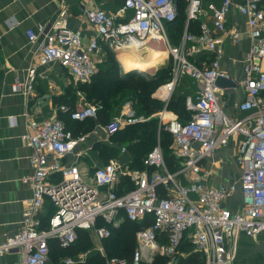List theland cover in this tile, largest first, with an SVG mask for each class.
<instances>
[{
    "label": "built area",
    "instance_id": "obj_1",
    "mask_svg": "<svg viewBox=\"0 0 264 264\" xmlns=\"http://www.w3.org/2000/svg\"><path fill=\"white\" fill-rule=\"evenodd\" d=\"M82 1L83 17L93 26L94 36L85 43L81 29L73 30L67 25L68 12L62 9L52 23L27 31L31 42L38 35L44 36L40 64L58 63L75 80L87 83L97 71L103 44L116 50L149 39L162 41L172 64L171 78L155 95L167 104L184 76L198 85L195 98H186L190 120L185 123L170 120L166 127L173 138L172 154L176 162L180 161V172L188 178V183H179L177 174L169 171L160 146L144 161L145 166L154 168L151 173L112 160L85 175L76 164H65L63 159L84 143L88 135L75 137L58 115L37 121L26 114L29 132L25 139L32 148L29 161L33 174L25 181L31 185L33 197L23 212L21 227L0 242V257L21 250L22 264H48L52 241L68 249L77 242L80 230H88L102 264H145L158 257L172 262L181 254L179 249L185 240H189L205 264H233L241 236L256 238L264 233V70L261 64L264 61V0H245L237 7L246 18V34L250 40V50L243 61V78L235 81L244 94L238 110L248 113L242 119H231L224 113L218 103L219 88L215 85L218 77L230 78L220 68L219 37L228 34L235 44L243 37L237 27L226 29L233 6L231 0H223L219 6L208 4L213 29L201 20L207 14L203 0H186V30L178 45H173L167 34L169 24L178 16L176 0H123L120 16L98 6L90 7L93 0ZM191 21H201L199 36L188 32ZM203 52L216 54L208 66L196 61ZM35 77L33 66L29 69L28 81L15 84L12 90L30 93ZM133 106L132 101L128 102L120 116L102 126L109 138L127 125L144 121L137 117ZM59 110L69 112L64 105ZM70 115L78 121L96 120L98 107L84 103ZM164 119L162 114L161 122ZM236 136L242 137L236 160L242 170L239 181L222 189L205 185L200 175V161L227 146ZM122 177L128 178L133 188L117 194L116 187ZM159 187L164 193L159 192ZM238 190L242 203L232 211L225 203ZM47 201L52 214L44 221L40 210ZM148 216L152 217V224L136 232V247L131 257L110 256L105 241L111 237L112 228L125 220L142 222ZM87 258L88 255L79 254L75 264H85ZM65 263L73 264V261L68 259Z\"/></svg>",
    "mask_w": 264,
    "mask_h": 264
},
{
    "label": "crops",
    "instance_id": "obj_2",
    "mask_svg": "<svg viewBox=\"0 0 264 264\" xmlns=\"http://www.w3.org/2000/svg\"><path fill=\"white\" fill-rule=\"evenodd\" d=\"M222 1L203 0V10L207 14L201 20L211 29H213V21L207 11V6L209 3L219 6ZM231 1L233 6L227 17L226 29L237 27L243 33V37L238 44H235L228 34L221 35L218 47L222 54L219 61L221 70L225 71L234 81L239 82L243 78V61L250 50V40L246 34V18L237 8L243 5L245 0ZM89 6H98L109 13L120 16L123 0H93ZM62 9L68 12L67 25L73 30L81 29L84 42L87 43L95 33L93 26L83 17L84 3L82 0H0V242L5 239L6 235H14L21 227L23 212L33 197L32 187L25 181L33 174L29 161L32 148L29 141L25 139V135L29 132L26 114L37 121H43L54 115L59 116L61 106L69 108L63 102L64 98L73 94L77 88L75 84L77 86L78 81L58 63L40 64L39 51L45 41L44 36L38 35L34 42H31L27 36L29 29L52 23ZM101 48V57H104L105 45L103 44ZM205 53L207 52L201 53V57ZM209 54L216 57L215 53ZM101 63L103 62L100 61L99 64ZM261 64L264 70V61ZM33 66L36 67V77L32 91L28 94L15 93L12 87L17 83L28 81V72ZM188 80L191 82L188 83ZM177 88L181 89L180 92L185 93L187 97L195 98L198 92L197 83L188 76L179 79L174 93ZM76 95L75 108L84 103L90 104L82 92L78 91ZM217 95L221 109L229 118L242 119L248 115L238 110V104L244 98L240 87L218 89ZM153 96L159 99L155 94ZM133 105L137 111L134 102ZM162 114L165 115V119L161 122ZM136 115L139 117L138 113ZM151 117H158L159 128L163 125L167 127L170 120L176 119L182 122L176 113L167 110H162ZM143 119L142 122H145L149 118ZM111 120L108 119L105 124L98 123L91 133L85 134L88 135L86 141L78 145L72 154L66 156L63 163L76 164L81 173L85 175L92 174L95 168L104 166L112 160L123 165H130V161L121 162L118 158L107 162L106 147L109 145L118 146L121 149L120 155L126 153L125 147V152H122L123 146L112 143L111 137L109 138L102 127ZM240 139H242L241 136L231 138L227 146L216 149L209 158L200 161V175L205 185L222 189L239 181L242 170L236 160ZM179 162L175 163L173 173L177 174L179 183L187 184L188 178L180 172ZM101 191L104 192L105 188ZM241 203L242 196L238 190L226 201L225 206L236 211ZM51 212V205L47 201L40 210L44 221L48 220ZM253 243L257 246L264 245V233L256 238L242 235L237 258L250 254V249L256 251V247H251ZM22 258V251L15 250L0 257V264H22Z\"/></svg>",
    "mask_w": 264,
    "mask_h": 264
},
{
    "label": "trees",
    "instance_id": "obj_3",
    "mask_svg": "<svg viewBox=\"0 0 264 264\" xmlns=\"http://www.w3.org/2000/svg\"><path fill=\"white\" fill-rule=\"evenodd\" d=\"M176 1L178 4V16L167 28L169 40L173 45L180 43L186 30V10L188 6L186 0ZM262 7L264 9V2ZM187 30L189 33L199 36L201 34V21H191ZM104 50L109 56L113 54L112 49L106 45ZM215 58V56L205 53L202 57L198 55L196 61L199 65L205 64L208 66ZM171 70L172 64L170 62L169 66L162 68L157 74L124 72L121 65L114 58L109 57V61L104 62L103 67L99 69V73L93 81L88 83L78 82V87L73 94L64 98L63 102L69 106V112H60L59 118L75 137L82 136L91 133L98 123L105 124L115 106L126 99H130L134 104H138L139 111L143 114L142 116L149 119L145 122L127 125L111 137L112 143L126 148V153L120 155L121 149L118 146L109 145L106 147V152L108 153L106 157L108 158L107 162L110 159L118 158L121 162L130 161V166L133 169L146 170L151 173L154 171V168L145 166L144 161L149 153L159 144L169 171L174 172L173 167L176 160L171 149L173 142L172 135L168 131H165L163 126L159 128L158 117H151L164 110L166 106L162 100L155 98L153 94H155L160 86L170 80ZM123 90L125 91L123 92ZM78 91L85 95L88 102L98 106V119L88 118L78 121L71 118L70 114L75 109ZM118 91H121L122 94H117ZM119 95L121 98L117 101L115 97ZM113 97L114 99H112ZM186 98L187 95L185 93L175 92L167 104V111L176 113L183 123L189 121L191 118V113L186 108ZM119 183L116 187L117 194H123L133 188L132 183L126 177H122ZM158 189L161 194L164 193L162 187ZM151 224L152 217L148 216L142 222L125 220L119 227L112 228L111 237L105 241L109 255L130 258L136 247V232L144 227H149ZM91 243V233L88 230H80L77 242L68 249L60 248L56 241H52L50 246V261L53 259L52 261L54 262L60 260L62 257L74 255L78 250L90 247ZM71 251L73 252L71 253ZM179 252L181 254L172 262L167 258L158 257L152 263L145 264H205L204 259L198 252L194 251L189 240H185L182 243ZM86 264H102V259L95 253L89 257Z\"/></svg>",
    "mask_w": 264,
    "mask_h": 264
},
{
    "label": "rangeland",
    "instance_id": "obj_4",
    "mask_svg": "<svg viewBox=\"0 0 264 264\" xmlns=\"http://www.w3.org/2000/svg\"><path fill=\"white\" fill-rule=\"evenodd\" d=\"M167 34H168V32H167ZM159 43L160 42L155 40V39H149V40H146V41H141L140 43H134V44L125 45V46L121 47L120 49L112 50L113 54L111 56H109L108 54L105 53V56L100 58V61H102L103 64L101 63V65L100 64L98 65L97 71H96L95 75L92 77V79L90 81L94 80V78L99 73V69L103 67L104 62L106 63L107 61H109V57L112 58V59L114 58L118 62L119 65H121V56L120 55L123 54V53L124 54L125 53L128 54L130 56V58L140 59V60L145 61V60L150 59V57H151L150 52H149L150 49L153 48V46H159L158 45ZM164 49L166 50L165 47H164ZM165 50H164V54L165 55L161 59L159 64L156 65L152 69L151 72L148 71V72H142V73H149V74L154 73V74H157V73H159L162 70V68L169 66V63L171 62V60H170V57L167 56V53L165 52ZM147 56H148V58H145ZM121 67H122V65H121ZM122 70H124V69L122 68ZM127 72H129V71H127ZM133 72H141V71H133ZM190 82L191 81L188 80V83H190ZM75 87H78V85L76 86V84H75ZM124 91L125 90H123V92ZM180 91H181V89L177 88L176 92H180ZM119 93H120V95L122 94L121 91H118L117 94H119ZM120 95L115 97V99H117V101H119L118 99L121 98ZM112 99H114V97ZM131 101L132 100H130V99H126L124 102H121L118 105H116L115 108L112 110L111 115L109 116V119H113V118H115L117 116H120L122 114V112H124V110L126 109V108H124L126 106V104L128 102H131ZM90 104L94 105V106H97V105L92 104V103H90ZM135 108L137 109L139 117L140 118H145V116H142L143 114L140 113L137 103L135 104ZM163 128H164L165 131H167L165 125H163ZM172 144H173V142H172ZM87 181H88V179H87ZM251 247L252 248L256 247V251H253V250L250 249V251H249L250 254H245V255H242L241 257L239 256L238 258H236L234 264H264V245H258L257 246V245H255L253 243V244H251ZM72 252L73 251H71V253ZM95 253L98 254L97 251H96V244H95V242L92 241L90 247L83 248L82 250H78V252L75 253L74 255L67 256V257H62L58 261H54L53 262L52 261L53 259H52L49 262V264H66L65 261L68 260V259L72 260L73 264H75L76 256H78L79 254L88 255V258H87V261H88L89 257L92 256V254H95Z\"/></svg>",
    "mask_w": 264,
    "mask_h": 264
},
{
    "label": "bare ground",
    "instance_id": "obj_5",
    "mask_svg": "<svg viewBox=\"0 0 264 264\" xmlns=\"http://www.w3.org/2000/svg\"><path fill=\"white\" fill-rule=\"evenodd\" d=\"M156 44V43H155ZM159 46H153V48L150 49V59L148 60H140V59H134L130 58L128 54H121V65L122 68L125 71L133 72V71H141V72H148L152 71V69L159 64L161 59L164 57V46L162 41L158 44ZM166 52V50H165ZM167 53V52H166ZM145 58H148L145 57Z\"/></svg>",
    "mask_w": 264,
    "mask_h": 264
},
{
    "label": "water",
    "instance_id": "obj_6",
    "mask_svg": "<svg viewBox=\"0 0 264 264\" xmlns=\"http://www.w3.org/2000/svg\"><path fill=\"white\" fill-rule=\"evenodd\" d=\"M215 85L219 89H230V88H237V83L232 78H225V77H218ZM168 104V103H167ZM167 104L164 110H168Z\"/></svg>",
    "mask_w": 264,
    "mask_h": 264
}]
</instances>
